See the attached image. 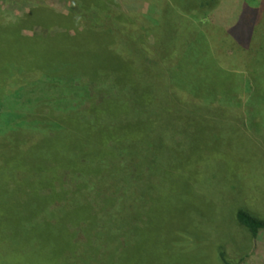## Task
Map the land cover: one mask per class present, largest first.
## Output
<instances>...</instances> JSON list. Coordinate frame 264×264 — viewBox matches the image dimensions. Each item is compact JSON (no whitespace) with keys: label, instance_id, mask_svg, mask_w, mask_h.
<instances>
[{"label":"rangeland","instance_id":"rangeland-1","mask_svg":"<svg viewBox=\"0 0 264 264\" xmlns=\"http://www.w3.org/2000/svg\"><path fill=\"white\" fill-rule=\"evenodd\" d=\"M108 1L114 17L120 13L128 17V5L135 2L136 12L130 17L138 16L136 21L140 24L153 21L154 16L170 14L165 9L170 0ZM204 1L207 10L202 15L187 12L188 15L176 18L167 27L178 29L167 38L179 55L169 50L164 56L163 48L156 50L157 56L162 55L163 66L175 67L171 70L173 81L179 84L175 90L185 98L190 96L191 104L179 108L170 101L169 108L158 107L153 111L151 123L144 119L136 122L135 127L145 140L144 158H139L143 152L139 146H133L131 154L135 157L109 162V173L94 181L92 200L87 204L90 211L103 217L99 221L92 215L94 220L91 224L89 221L87 228L106 222L111 231L85 237L78 243L79 250L64 256L75 257L71 264H90L96 255L102 256L96 259L97 264H223L220 251L232 262L264 264V230L255 240L250 230L237 220V213L244 211L264 221V0ZM77 9L72 0H0V22L18 24L30 20L34 11H53L64 17L73 16L77 26L48 29L35 20L23 26L22 34L29 38L57 32L75 35L85 26ZM246 17L253 25L248 30L255 37V51L248 60L252 62L249 72L245 66L247 53L240 45L247 47ZM107 23L116 31L111 18ZM163 23L160 20L155 27ZM167 28L161 25L154 36L164 37ZM155 40L149 35L142 47H152ZM226 44L229 45L225 52L232 56L230 59L220 54V47ZM89 45L100 51L107 49L95 35L90 37ZM124 45L117 49L125 50ZM40 48L42 54L45 50L54 56L57 45L47 40ZM213 50L222 64L243 60L246 70H236L238 75L222 71ZM106 56V65H118L113 61L118 58L116 54L108 52ZM130 59L134 66L127 65L128 58L122 59L127 63L126 73L136 79L130 81L133 83L130 88L121 90L127 101L140 105L146 97L154 95L166 100L164 91L153 84L155 73L143 55L135 52ZM248 80L251 90L247 89ZM26 132L22 130L17 135L27 143L24 145L27 148L40 136L36 131ZM124 165L127 170L122 168ZM39 176L19 175V181H13L11 186L13 182L3 183L0 175V200L7 201L12 215L19 212L22 216L26 212V217H30L31 210L42 209L40 191L33 188L38 185ZM71 179V175L63 177L62 191L68 202L54 204L55 208L61 206L65 214L77 209L69 198L75 194V182ZM59 187V182H55V188ZM118 240L121 247L116 243ZM107 245L108 251H102Z\"/></svg>","mask_w":264,"mask_h":264},{"label":"trees","instance_id":"trees-1","mask_svg":"<svg viewBox=\"0 0 264 264\" xmlns=\"http://www.w3.org/2000/svg\"><path fill=\"white\" fill-rule=\"evenodd\" d=\"M72 1L78 8L79 20L85 25L75 35L57 32L55 35L29 38L22 34L23 26L35 20L48 29L69 28L72 24L77 26L78 21L73 16L64 17L53 11H34L28 18L30 20H21L18 24L0 22V175H3V183L9 180L17 182L19 175H40L38 185L32 187L40 191L43 204L41 210L29 212L30 218L26 217V212L22 216L19 212L12 215L7 201L0 200V264H34V260L36 264H71L75 257L64 256L79 250L81 245L78 243L85 237L110 233L111 227L106 222L93 223L87 228L89 221L91 224L94 220L92 215L95 214L99 221L103 218L87 207L88 201L92 200L94 181L109 173V162L115 159L122 162L124 158L134 156L130 147L139 146V150L143 151L139 158H144L145 140L135 127L138 120L151 123L153 111L158 107L169 108L170 101L179 108L191 104L190 96L187 99L175 90L179 86L172 77L171 70L175 67H164L161 64L162 55L157 56V51L163 48L164 56L169 50L179 55L175 45L171 46L167 38L176 34L178 29L167 27L187 12L202 15L207 10L205 1L170 0L165 8L170 14L160 18L154 16L153 21L146 24L137 23L138 16L130 17L136 12L135 2L128 5V17L122 13L114 17L115 12L108 0ZM110 18L118 33L109 28L107 22ZM160 20L164 23L155 27ZM161 25L167 28L165 36H154ZM252 27L247 19L246 49L240 44L243 52L247 53V65L243 60L222 64L213 50L212 55L222 71L238 75L236 70L242 71L247 66L249 72V64L252 63L248 61L249 55L255 51V37L248 30ZM94 35L101 44H106V51L90 48L89 40ZM149 35L156 39L155 44L143 48V42ZM47 40L57 45L54 56L45 50L41 53L43 49L40 47ZM252 40L254 43L248 44ZM118 44H125V50L117 49ZM227 45L220 47V54L230 59L232 56L225 52ZM108 52L117 55L118 58L113 59L117 61V66L115 63L105 64ZM135 52L142 54L145 62L152 67L155 73L153 84L164 91L166 100L154 95L146 97L140 105L133 100L127 101L121 90L130 88L133 84L130 81L136 79H131L126 73L127 63L124 64L122 59L128 58L127 65H133L130 58ZM120 63L123 66L120 67ZM249 84L251 80L247 81V89L251 90ZM193 99L197 101V98ZM22 130L36 131L40 138L26 148L24 145L27 143L17 135ZM1 145L7 147L3 149ZM122 168L127 170L125 165ZM64 175H71L72 182H75V194L69 198L77 209L68 214L61 211V206L54 207L55 202H68L67 195L62 191ZM55 182H59L58 190ZM10 185L14 186V182ZM43 191L48 193L43 194ZM237 220L250 230L255 240L264 230V221L244 211L237 213ZM119 240L116 243L120 246ZM108 246L101 250L108 251ZM101 257L96 255L90 264H97L96 259ZM220 258L223 264H239L238 261L232 262L224 251H220Z\"/></svg>","mask_w":264,"mask_h":264}]
</instances>
